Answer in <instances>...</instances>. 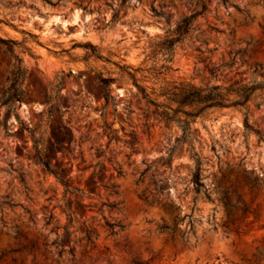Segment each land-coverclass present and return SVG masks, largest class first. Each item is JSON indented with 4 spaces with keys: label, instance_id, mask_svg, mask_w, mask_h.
<instances>
[{
    "label": "clouds",
    "instance_id": "clouds-1",
    "mask_svg": "<svg viewBox=\"0 0 264 264\" xmlns=\"http://www.w3.org/2000/svg\"><path fill=\"white\" fill-rule=\"evenodd\" d=\"M0 264H264V0H0Z\"/></svg>",
    "mask_w": 264,
    "mask_h": 264
}]
</instances>
